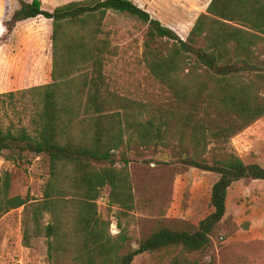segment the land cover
Returning a JSON list of instances; mask_svg holds the SVG:
<instances>
[{
    "label": "trees",
    "instance_id": "1",
    "mask_svg": "<svg viewBox=\"0 0 264 264\" xmlns=\"http://www.w3.org/2000/svg\"><path fill=\"white\" fill-rule=\"evenodd\" d=\"M16 1L18 8L4 22L8 35L22 21H52V81L27 89L33 95L32 129L0 124V156L46 154L50 173L42 199L11 196L10 173L0 178V216L23 207V244L45 236L50 261L133 264L141 254L173 248L178 253L171 264H199L188 254L211 246L231 186L264 181V166L245 162L231 144L264 116V0H211L186 38L133 0L71 1L52 10L42 0ZM109 11L147 25L143 63L167 89L166 100L111 91L104 69L115 48L103 35ZM126 146L171 148L184 164L217 173L213 211L194 230L158 228L124 252L129 236L123 230L112 235L97 201L106 198L122 214L135 208L130 161L121 151Z\"/></svg>",
    "mask_w": 264,
    "mask_h": 264
},
{
    "label": "rangeland",
    "instance_id": "2",
    "mask_svg": "<svg viewBox=\"0 0 264 264\" xmlns=\"http://www.w3.org/2000/svg\"><path fill=\"white\" fill-rule=\"evenodd\" d=\"M42 1L44 8L52 10L82 0ZM133 1L186 38L211 0ZM16 8V0H0V124L32 129L34 103L27 89L52 81V21L44 17L22 21L8 35L4 22ZM103 30L115 48L104 69L111 91L136 100H166L167 89L150 76L143 63L147 25L127 14L109 11ZM259 56L264 61V49L259 50ZM254 73L249 77L254 78ZM8 92H14L13 97ZM261 92L264 94V89ZM231 144L245 162L264 166V116L235 135ZM121 151L130 161L135 208L122 214L106 198L97 204L99 215L110 221L112 235L123 230L129 236L124 252L137 247L158 228L194 230L213 211L211 189L219 178L217 173L186 165L175 150L163 146H126ZM8 172L11 196L42 199L50 159L30 151H5L0 156V178H6ZM103 192L108 194L109 188ZM23 217V207L0 216V264H72L62 258L49 260L45 236L33 237L25 246ZM48 219L47 215L44 222ZM113 224L117 232L112 231ZM177 253L173 248L144 253L133 264H171ZM188 257L199 264L211 260L214 264H264V181L235 182L228 192L226 214L212 234L211 246Z\"/></svg>",
    "mask_w": 264,
    "mask_h": 264
},
{
    "label": "built area",
    "instance_id": "3",
    "mask_svg": "<svg viewBox=\"0 0 264 264\" xmlns=\"http://www.w3.org/2000/svg\"><path fill=\"white\" fill-rule=\"evenodd\" d=\"M103 199H105V198L102 197V198H100L99 200H103ZM116 228H117V225L113 224V225H112V231H113V232H117Z\"/></svg>",
    "mask_w": 264,
    "mask_h": 264
}]
</instances>
